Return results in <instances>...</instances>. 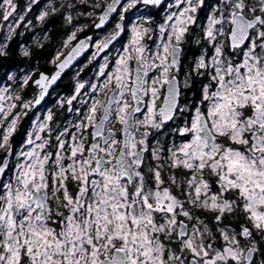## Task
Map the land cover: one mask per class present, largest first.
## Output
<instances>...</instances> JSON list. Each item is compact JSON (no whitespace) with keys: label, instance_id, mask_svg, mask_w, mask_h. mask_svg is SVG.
I'll list each match as a JSON object with an SVG mask.
<instances>
[{"label":"snow or ice","instance_id":"snow-or-ice-1","mask_svg":"<svg viewBox=\"0 0 264 264\" xmlns=\"http://www.w3.org/2000/svg\"><path fill=\"white\" fill-rule=\"evenodd\" d=\"M40 2L0 0V264H264V0Z\"/></svg>","mask_w":264,"mask_h":264},{"label":"trees","instance_id":"trees-1","mask_svg":"<svg viewBox=\"0 0 264 264\" xmlns=\"http://www.w3.org/2000/svg\"><path fill=\"white\" fill-rule=\"evenodd\" d=\"M38 6L34 7L35 10H37ZM48 28H51L53 29V32H52V41H51V44L54 45L58 39V36H59V24L58 23H50L48 25ZM51 47V45L49 46V48ZM47 53V52H46ZM45 53V54H46Z\"/></svg>","mask_w":264,"mask_h":264},{"label":"rangeland","instance_id":"rangeland-1","mask_svg":"<svg viewBox=\"0 0 264 264\" xmlns=\"http://www.w3.org/2000/svg\"><path fill=\"white\" fill-rule=\"evenodd\" d=\"M22 2H23V0H22ZM43 2H44V0H41L39 6H42ZM39 6H38L37 10L33 9V16H34L35 14L38 13ZM30 18H32V17H30ZM35 34H40V29H39V28H37V29L35 30ZM32 35H33V33H30V35H29V39H28L29 42H31V36H32ZM27 36H28V34H27Z\"/></svg>","mask_w":264,"mask_h":264},{"label":"flooded vegetation","instance_id":"flooded-vegetation-1","mask_svg":"<svg viewBox=\"0 0 264 264\" xmlns=\"http://www.w3.org/2000/svg\"><path fill=\"white\" fill-rule=\"evenodd\" d=\"M29 35H30V33L28 34V36L25 37L26 40L29 39ZM28 42H29V40H28ZM29 43H30V42H29ZM45 55H47V53H46ZM65 80H67V77H65Z\"/></svg>","mask_w":264,"mask_h":264}]
</instances>
